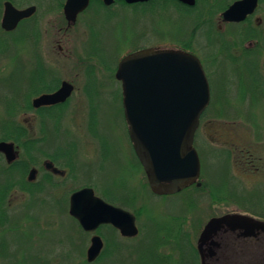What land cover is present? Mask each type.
I'll use <instances>...</instances> for the list:
<instances>
[{
  "label": "rangeland",
  "instance_id": "rangeland-1",
  "mask_svg": "<svg viewBox=\"0 0 264 264\" xmlns=\"http://www.w3.org/2000/svg\"><path fill=\"white\" fill-rule=\"evenodd\" d=\"M37 2L38 0H16L18 8L38 5ZM118 12L116 17L105 16L102 9H98L96 13L91 12L86 20L95 26L96 33L92 34L90 30V34L78 35L75 31L70 39H65V42L62 43L64 52L59 54L56 43L59 37L53 24L59 19L60 14L58 12L46 13L43 9L38 8L35 17L36 21L41 19L44 25L45 37L42 45L44 56L66 78H74L77 71L82 69L78 61V54L90 50L100 52L101 57L105 58L106 64H110L112 70H115L118 55L131 51L138 45H159L177 41L178 38L188 34L193 24L192 21L187 20L180 23L179 20H166L157 17L136 20L133 19V16L138 18L142 12H121V10ZM216 40L215 36H208L205 29L201 30L196 40L207 72H212L208 74L212 100L217 97L222 84H224L223 79L226 77L227 69L232 71L233 68H236V65L233 66L227 59L220 60L218 63H210L209 57L214 54V49L217 50V48L215 45L214 47L208 46V43L212 44V41ZM226 40L229 41L227 37ZM13 48V52L20 53H18L20 56L17 61L7 57L0 60V99L17 92L21 101V97L26 91L22 87L24 85L23 75L32 68L36 51L33 42L18 44V47L14 45ZM258 64L257 70L264 77V57L258 60ZM11 73H15V78L9 81L8 76ZM231 74L235 76L234 72ZM81 77L79 80L83 82L84 79ZM235 82L231 96L233 95V102H238L239 94L236 92L239 87ZM109 84L115 85L116 83L110 82ZM114 90L115 87L111 86L107 91L105 90L107 97L100 98L102 104L99 107L101 124L99 132L104 135L103 141H106L108 154V158L104 162L105 168L103 170L92 169L89 173L81 175L80 182L89 181V179L95 180L93 189L98 196L128 206L127 210L131 212H140L139 225L143 231L137 240H128L122 245H118L119 242L116 243V246L113 247L114 249L117 247V249L105 264H136L138 253L143 252L146 247L156 248L159 243L156 223H160V227H163L167 226L169 222V217H165L164 214L169 213L172 216L179 214L181 217L184 215L190 220L188 227L192 231L191 236L188 238L184 233L182 239L181 236H178L179 242L181 245L183 244L182 249L186 252V250H191L187 240L191 241L197 249L198 232L196 234V230H192V225L197 223V227H201L212 217L228 213H239L257 218L261 212L264 213V97H256L258 100L255 104L253 98L248 97V94L245 96L247 103L244 104L246 106L243 105V108L246 112L242 111L243 120L237 121L240 124L234 123L232 120L221 121L214 116L210 118L212 113H209V116L202 121L196 136V145L202 161V182H206L208 186L206 191H200L193 187L179 195L159 197L149 191L147 176L133 155L124 111ZM223 97L220 107L216 105L215 100V111L220 108L222 110L229 109L228 99ZM243 108L241 109L243 110ZM211 112L214 113L213 108ZM231 113L236 112L231 109ZM251 113L253 116H250ZM4 115V108L0 103V121L5 120L3 119ZM222 149L232 150L230 160L223 155L224 152H218ZM127 162L132 166L127 168ZM65 194L66 191L61 189L57 191L56 196L59 203L47 200L41 203L40 197L30 203L31 208L28 212L36 218L39 225L33 231L30 228L14 230L8 235V233L4 234L3 227H0V264H41L43 260L49 262L52 260L53 262L50 264H64L66 262L64 255L74 247L84 248L85 246L84 250L87 252L91 237L83 234L78 224L68 215L65 210ZM214 194L221 197L226 195L224 197L229 199L217 203L210 199ZM53 197L55 198V196ZM27 200L28 198L20 191H16L12 195L11 207L13 206L14 219L21 217L25 211L23 204ZM191 201L197 206L191 208L189 204ZM105 231L108 232V229H104ZM32 233L35 240L30 237ZM61 240L64 242L63 245L60 243ZM170 247L172 249H164V251L175 255L173 264H177L179 258H185L182 252H179L180 248L177 244L171 242ZM130 251L133 253L130 254ZM191 255L192 264L200 263L199 257L196 260L195 255ZM71 258L73 259L68 264H83L82 262L85 260L78 253Z\"/></svg>",
  "mask_w": 264,
  "mask_h": 264
},
{
  "label": "flooded vegetation",
  "instance_id": "flooded-vegetation-1",
  "mask_svg": "<svg viewBox=\"0 0 264 264\" xmlns=\"http://www.w3.org/2000/svg\"><path fill=\"white\" fill-rule=\"evenodd\" d=\"M240 1L243 0H195L191 4L184 0H145L137 2L112 0L110 4H107L105 0H89L87 8L77 15L74 24H70L65 15V7L68 0H38L36 3L38 5L35 6L37 7L36 13H38L39 8L46 13L58 12L60 14L61 18L59 17L53 24L59 37L56 42L59 54L64 52L62 43L65 42V39H70V36L75 31L78 35L90 34V30L92 34L96 33L94 30L95 26L86 20L91 12L96 13L98 9H102L105 16L116 17L120 10L121 12L138 11L142 12L141 16L136 18L134 15L133 19L142 20L146 19V17H149V19L157 17L166 20H179L180 23L187 20L192 21L193 24L188 34L180 39L178 38L177 41L174 40L171 41L172 43L159 45H138L133 50L118 55L117 59H122L124 55L144 49H174L194 54L204 63L196 40L201 30L205 29L208 36L217 38L216 41H212V44L211 42L208 43V46L214 47L215 45L218 50L214 49V54L209 57L210 63H218V61L225 59L228 61H243L247 68V75L251 76L252 68L258 69V60L264 57V0H257V6L254 11L249 13L243 20L235 22L224 21L223 13ZM37 22L38 32L35 39L36 53L32 61L33 68L23 75L24 85L22 87L26 91L20 101L22 109L19 116H21L8 119L19 123L23 130L27 131L24 134V139L33 141L31 145L34 148L27 150L18 146L15 142L0 141L14 143L15 152L17 153L16 159L13 162H8L5 153L0 151L5 163L11 166L19 162L21 168L26 170L23 171L20 168L14 173V169H6L4 174H0V179H6L5 181H0V186H13L5 204L6 217L3 224L0 222V227H3L4 234L8 233V235L14 230H27L30 228L33 231L37 226L39 227L36 218L28 212L31 208L29 206L30 203L34 202V200L36 201L38 197H40L41 203L45 202V200L59 203L56 195L60 189L66 191L65 210L74 219L70 213L72 195L77 190L95 188V180L89 179V181L80 182L81 175L89 173L92 169L103 170L105 168L104 162L108 158L107 144L105 140L103 141L104 135L99 132V126L101 125L99 107L102 104L100 98L103 96L107 97L105 92L111 86L115 87V96L119 97L123 109V89L121 81L116 77L117 68L112 70V66L106 64L105 58L101 57L100 52L90 50L78 54V61L82 69L77 71L75 77H63L61 71L44 56L42 50L45 37L44 25L41 19H38ZM80 29L82 30L80 31ZM226 37L229 41L226 40ZM225 45H228V49L224 47ZM101 62H105V64L102 65ZM105 66H109V68ZM80 77L84 79L83 82H80ZM65 82L70 83L73 87L72 93L65 101L40 105L39 107L34 106L35 99L45 94L56 93ZM110 82L116 84L110 85ZM30 88L48 89L31 98L32 110H28L26 107L27 92ZM130 143L133 148V155L139 161L131 140ZM130 166L132 165L127 162V168ZM200 181L203 183L202 176ZM147 187L153 195L159 197L181 194L157 195L151 190L149 185ZM193 187L198 186L194 184L186 190ZM198 188H201V186ZM26 189H32V191H27ZM16 191H20L22 195L28 198L23 204L25 211L19 219H14L12 215L13 206L11 207V197ZM52 192L55 198L52 196ZM103 199L108 201L106 198ZM108 202L111 204V201ZM114 203L115 206L124 207L126 210L128 208V206H124L121 203ZM134 215L139 230L138 235L133 237L124 236L119 229L114 228L113 230L114 226L112 227L110 224L102 225L93 233H86L82 230L83 234L91 237L89 247L93 237L96 235L100 236L104 243L101 255L105 252L107 245L112 247L114 253L117 247L114 249L113 246H116V243L119 242L118 245H122L123 240L139 239L143 229L139 225L140 216H137L135 212ZM164 215L169 217L167 226L160 227V223H156V232L159 243H161V245H157L158 251L172 249L170 247L171 242L176 244L175 237L179 236L178 234L184 227L186 228L183 222L184 217L179 214L176 216H172L169 213ZM144 228H146L145 225ZM104 229H108V232H104ZM30 237L35 240L33 233ZM166 242L169 244H165ZM60 243L63 245L64 242L61 240ZM174 247L177 248V246ZM143 252L150 255L154 253V248L146 247ZM83 258H85L84 261L87 260L86 255ZM47 261L43 260L42 263ZM51 262L53 261L51 260Z\"/></svg>",
  "mask_w": 264,
  "mask_h": 264
},
{
  "label": "water",
  "instance_id": "water-1",
  "mask_svg": "<svg viewBox=\"0 0 264 264\" xmlns=\"http://www.w3.org/2000/svg\"><path fill=\"white\" fill-rule=\"evenodd\" d=\"M88 4L89 0H68L65 15L70 24ZM256 6L257 0L237 2L223 13L224 21H241ZM36 11L34 5L19 9L7 1L2 28L14 31ZM116 77L122 82L129 136L151 190L157 195H169L197 183L201 161L194 142L201 118L211 103V87L200 59L181 50H140L121 60ZM72 90V85L65 82L56 93L35 99L34 106L63 102ZM0 151L8 162L17 157L12 142H0ZM70 213L86 232L111 224L124 236L139 233L134 214L107 203L92 188L72 195ZM103 246L101 237L94 236L87 251L88 262L100 256ZM197 249L201 264H264V220L242 214L212 218L198 239Z\"/></svg>",
  "mask_w": 264,
  "mask_h": 264
},
{
  "label": "trees",
  "instance_id": "trees-1",
  "mask_svg": "<svg viewBox=\"0 0 264 264\" xmlns=\"http://www.w3.org/2000/svg\"><path fill=\"white\" fill-rule=\"evenodd\" d=\"M5 0H0V60H2L4 57L10 58L13 61H17L19 58V52H13V46L15 45L16 47H18V44H25V43H30L33 42L35 47H36V37H37V32H38V22L36 21V15L33 16L30 19H27L23 22H21V24L19 25L18 29L13 31V32H6L5 30L2 29L1 27V16L3 14V2ZM12 1L14 4L18 5L16 3V0H10ZM225 48L228 49V45L224 46ZM36 51V50H35ZM229 51V50H228ZM19 53V54H18ZM36 53V52H35ZM119 61V59H117L116 63ZM102 65L105 64V62H101ZM115 63V64H116ZM231 64L233 66L236 65V68H233L232 71L227 69V72H225L226 77H224L223 81L224 84H222V87L220 89L219 92V96L217 95V97L212 100L209 108L207 109V111L205 112V114L202 117V121H204V119H206L209 116V113H212L213 115L210 116V118H213V116L218 119L222 120H232L234 121V123H238L237 121L239 120H243V115H242V111L246 112V110L243 108V105L247 103V97L245 98V96H247V94L249 95L248 97L253 98L252 100L254 101V103L256 104V100H258L256 97L260 96L261 98L264 97V77L261 76V74L259 73V71L253 67L251 70V76L247 75V68L244 65L243 61H231ZM106 68H109V66H105ZM33 68V66H32ZM231 72L235 73V76H233L231 74ZM212 73V72H211ZM210 71H208V74H211ZM9 81H12V79L15 78V73H11L9 76ZM235 78L237 79V81L235 82ZM234 82L236 84L237 87H239L238 92H236V94H239L238 96V102H233V95L231 96L232 93V88H234ZM44 90H48L45 88L42 89H35V88H30L27 92V96H28V100H27V109L28 110H32V106H31V98L33 96H36L38 94H40L41 92H43ZM18 91V90H16ZM15 93V94H14ZM12 94H10L11 96L5 97L3 99H0V103L4 108V113L5 115L3 116V121H0V141H12L15 142L18 146L26 148L27 150H31L34 148L33 145H31V143L33 141H31L30 139H28L27 141L24 139V134L25 130H23L22 126L19 123H15L12 120H8L9 118H13V117H18L19 113L22 109V103L19 100V97L17 96L19 93L14 92ZM224 96V97H223ZM237 96V95H236ZM227 98L228 102V108L227 110H222L221 108L218 111H215V107H214V103L216 100V105L221 104V98ZM237 103V105H235ZM255 104H252L253 106ZM215 105V106H216ZM246 106V105H244ZM218 107V108H219ZM213 108V112H211V109ZM240 108V109H239ZM243 108V110L241 109ZM231 109L234 110V112L236 113H231ZM252 115V113L250 114V116ZM250 116H248V119H250ZM253 116V115H252ZM216 118V119H217ZM240 124V123H238ZM218 152H224L225 155L229 160L231 158V152L232 150H226V149H222L219 150ZM251 156V155H249ZM0 173L4 174V172L6 171V169L9 170H15L14 173L19 170L21 168L20 163L17 162L14 165L8 166L4 159L3 156L0 154ZM21 170L26 171L24 168H21ZM5 181L6 179L2 178L0 179V181ZM13 186L8 185V186H0V222L1 224H3V221L6 217V211H5V204L7 201V198L9 196L10 191L13 189ZM207 183L204 182L201 188H197L195 187V189L197 190H207ZM27 191H32V189H26ZM187 191V190H186ZM184 191V192H186ZM228 195V194H227ZM223 195L218 196L216 194H214L212 196L211 199H213V201L217 202V203H222L227 201L228 199L225 198ZM230 196V195H229ZM228 196V197H229ZM231 197V196H230ZM113 202V201H111ZM114 203V202H113ZM192 203V204H191ZM189 204L191 205L190 207L193 208L194 206H197L195 203H193L192 201L189 202ZM125 206V205H124ZM130 207V206H129ZM135 214L137 216L140 215V212H136ZM182 217H184V224L186 226V228L184 227L180 233L178 234L179 236H181L182 239V234L184 233L188 238L191 236L192 231L191 229L188 227V224H190V220H188V218H185V216L183 215ZM258 217L260 218H264V213H260L258 215ZM196 220V219H195ZM194 220V221H195ZM77 224L78 222L76 220H74ZM192 225V224H191ZM190 225V226H191ZM80 230L82 231V228L80 227V225L78 224ZM191 227H193L192 230H196V234L199 231V229L202 227H197V223L192 225ZM170 228V227H169ZM114 230V228H113ZM186 233H185V232ZM176 240V244L178 245V247L180 248V253L182 252V254L184 255L185 258L181 257L179 258V264H192V255L194 254L196 257V260H198V252L197 249L193 246V243H191V241L189 242V246L191 248L190 251L184 252L182 247L183 244L181 245V243L179 242V237H175ZM123 242H127L126 240H123ZM165 244H169V243H165ZM158 245H161V243H158ZM82 247H74L73 250L71 249L69 252H66V255H64V261H66L64 264H68V262L71 260V256H73L74 254H80L81 257L83 258L85 256V250L84 248H82V250H80ZM167 251V250H166ZM133 253V251H130V254ZM113 249L111 246L107 245V248L105 249V252L100 256V258L93 264H105L106 260L113 255ZM174 254L170 253L168 254L167 252L164 251V249L162 251H158L157 250V246L156 248H154V253L152 254H148V253H144V252H140L138 253V260L136 262V264H173V260H174ZM51 262L47 261L46 263H41V264H50ZM83 264H88L86 261L82 262ZM177 263V264H178ZM196 263V262H195ZM196 264H200V263H196Z\"/></svg>",
  "mask_w": 264,
  "mask_h": 264
}]
</instances>
